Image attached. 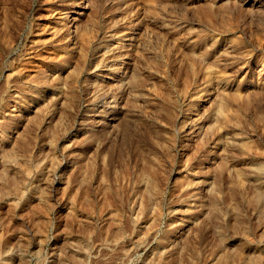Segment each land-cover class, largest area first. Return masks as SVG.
Listing matches in <instances>:
<instances>
[{"label": "rangeland", "instance_id": "rangeland-1", "mask_svg": "<svg viewBox=\"0 0 264 264\" xmlns=\"http://www.w3.org/2000/svg\"><path fill=\"white\" fill-rule=\"evenodd\" d=\"M66 1L0 0V264H264V0Z\"/></svg>", "mask_w": 264, "mask_h": 264}, {"label": "bare ground", "instance_id": "bare-ground-1", "mask_svg": "<svg viewBox=\"0 0 264 264\" xmlns=\"http://www.w3.org/2000/svg\"><path fill=\"white\" fill-rule=\"evenodd\" d=\"M57 1H59V0H57ZM68 1V0H67ZM66 1V2H67ZM71 1V0H70ZM88 1H90V0H88ZM106 1V0H105ZM231 1V0H230ZM75 2V1H74ZM104 2V1H103ZM185 2V1H184ZM232 2V1H231ZM257 2V1H256ZM157 5H159V6H161V4H162V1L161 0H158L157 2ZM165 3V2H164ZM172 3V2H171ZM175 3V2H174ZM211 3V2H210ZM67 4V3H66ZM65 4V5H66ZM122 4V3H121ZM120 4V5H121ZM168 4V3H167ZM179 4V3H178ZM196 4H197V2H196ZM62 5V4H61ZM87 5V4H86ZM109 5V4H108ZM123 5V4H122ZM164 5V4H163ZM231 5H233V4H231ZM238 5V4H237ZM236 5V6H237ZM64 6V5H63ZM117 6V5H116ZM131 6V5H130ZM192 6V5H191ZM198 6H199V4H198ZM230 6V5H229ZM239 6V5H238ZM70 7V6H69ZM164 7V6H163ZM190 7V6H189ZM216 7V6H215ZM222 7V6H221ZM224 7V6H223ZM122 8V7H121ZM184 8H186V7H184ZM197 8V7H196ZM219 8V7H218ZM67 9H70V8H67ZM74 9V8H73ZM87 9V8H86ZM117 9V8H116ZM200 9V8H199ZM246 9V8H245ZM38 10V9H37ZM108 10V9H107ZM106 10V11H107ZM110 10V9H109ZM114 10V9H113ZM148 10V9H147ZM170 10V9H169ZM185 10V9H184ZM198 10V9H197ZM252 10V9H251ZM8 11V10H7ZM39 11V10H38ZM168 11V10H167ZM193 11V10H192ZM242 11V10H241ZM246 11V10H245ZM263 11V10H262ZM61 12V11H60ZM68 12V11H67ZM104 12V11H103ZM189 12V11H188ZM11 13V12H10ZM16 13H18V12H16ZM41 13V12H40ZM47 13V12H46ZM51 13V12H50ZM62 13V12H61ZM80 13V12H79ZM114 13V12H113ZM173 13V12H172ZM178 13V12H177ZM183 13V12H182ZM199 13V12H198ZM48 14V13H47ZM56 14V13H55ZM112 14V13H111ZM179 14V13H178ZM214 14V13H213ZM264 14V13H263ZM117 15V14H116ZM191 15H193V13L191 14ZM225 15V14H224ZM226 15H227V13H226ZM257 15V14H256ZM10 16V15H9ZM86 16V15H85ZM102 16V15H101ZM145 16V15H144ZM189 16V15H188ZM197 16V15H196ZM241 16V15H240ZM251 16V15H250ZM67 17V16H66ZM95 17V16H94ZM135 17V16H134ZM164 17V16H163ZM237 17V16H236ZM7 18V17H6ZM86 18V17H85ZM254 18V17H253ZM62 19V18H61ZM112 19H114V18H112ZM173 19V18H172ZM184 19V18H183ZM191 19H193V18H191ZM262 19V18H261ZM19 20V19H18ZM63 20V22H68V24L70 23L69 21V19L68 18H63L62 19ZM62 20L61 21H59V23H60V27H62V25L64 24H62ZM69 20V21H68ZM74 20V19H73ZM207 20V19H206ZM215 20V19H214ZM219 20V19H218ZM55 21V20H54ZM138 21V20H137ZM204 21V20H203ZM211 21V20H210ZM216 21V20H215ZM131 22V21H130ZM177 22V21H176ZM201 22V21H200ZM230 22V21H229ZM2 23V22H1ZM96 23V22H95ZM163 23H165V22H163ZM167 23V22H166ZM94 24V23H93ZM113 24V23H112ZM212 24V23H211ZM214 24V23H213ZM243 24V23H242ZM58 25V24H57ZM56 25V27H58ZM75 25V24H74ZM77 25V24H76ZM231 25V24H230ZM18 26V25H17ZM16 26V27H17ZM23 26V25H22ZM21 26V27H22ZM46 26V25H45ZM130 26V25H129ZM148 26V25H147ZM207 26V25H206ZM227 26V25H226ZM250 26V25H249ZM145 27V26H144ZM173 27V26H172ZM64 28H65V25H64ZM63 28V29H64ZM188 28V27H187ZM20 29V28H19ZM92 29V28H91ZM103 29V28H102ZM219 29V28H218ZM231 29V28H230ZM99 30V29H98ZM109 30V29H108ZM142 30V29H141ZM222 30V29H221ZM241 30V29H240ZM59 31H60V29H59ZM57 29H54V30H52V33H51V35H52V37L54 36V37H58V32H59ZM74 31V30H73ZM90 31V30H89ZM106 31V30H105ZM105 31H104V33H105ZM132 31V30H131ZM165 31V30H164ZM189 30H187V32H188ZM133 32V31H132ZM131 32V33H132ZM141 32V31H140ZM163 32V31H162ZM240 32V31H239ZM246 32V31H245ZM24 33V32H23ZM50 33V32H49ZM230 34V33H229ZM12 35V34H11ZM14 35V34H13ZM12 35V36H13ZM102 36V35H101ZM78 37V36H77ZM76 38V37H75ZM124 38V37H123ZM259 38V37H258ZM34 39V38H33ZM58 39V38H57ZM110 39V38H109ZM37 40V39H36ZM59 40V39H58ZM93 40V39H92ZM113 40V39H112ZM54 41V40H53ZM85 40H83V42H84ZM87 41V40H86ZM55 42V41H54ZM103 42V41H102ZM86 43V42H85ZM88 43V42H87ZM109 43V42H108ZM108 43H107V45H108ZM53 44V43H52ZM67 44V43H66ZM158 44H160V43H158ZM60 45V44H59ZM87 45H89V43L87 44ZM95 45V44H94ZM104 45V44H103ZM116 45V44H115ZM63 46V45H62ZM4 47V46H3ZM96 47V46H95ZM154 47V46H153ZM45 48V47H44ZM85 48V47H84ZM108 48V47H107ZM124 48V47H123ZM122 48V49H123ZM17 49V48H16ZM66 49V48H65ZM79 49V48H78ZM77 49V50H78ZM82 49V48H81ZM43 50V49H42ZM67 50V49H66ZM71 51V50H70ZM103 51V50H102ZM160 52V51H159ZM60 53V52H59ZM103 53V52H102ZM113 53V52H112ZM29 54V53H28ZM55 54V53H54ZM58 54V53H57ZM71 54V53H70ZM83 54V53H82ZM85 54V53H84ZM96 54V53H95ZM134 54V53H133ZM160 54V53H159ZM17 55V54H16ZM50 55V54H49ZM124 55V54H123ZM148 55V54H147ZM76 56H77V54H76ZM62 58H63V56H62ZM75 58V57H74ZM113 58V57H112ZM47 59V58H46ZM55 59V58H54ZM90 59V58H89ZM95 59V58H94ZM100 59V58H99ZM67 60V59H66ZM77 60V59H76ZM98 60V59H97ZM107 60V59H106ZM27 61V60H26ZM60 61V60H59ZM73 61V60H72ZM78 61V60H77ZM109 61V60H108ZM56 62V61H55ZM94 62V61H93ZM113 62V61H112ZM115 62V61H114ZM122 62V61H121ZM72 63V62H71ZM84 63V62H83ZM57 64V63H56ZM75 64V63H74ZM104 64V63H103ZM29 65V64H28ZM68 65V64H67ZM22 66V65H21ZM66 66V65H65ZM130 67V66H129ZM24 68V67H23ZM50 68V67H49ZM25 69V68H24ZM28 69V68H27ZM41 69V68H40ZM39 69V70H40ZM112 69V68H111ZM70 70V69H69ZM71 71V70H70ZM23 72V71H22ZM66 74V73H65ZM54 76V75H53ZM94 76V75H93ZM30 77V76H29ZM89 77V76H88ZM131 77H132V75H131ZM64 82V81H63ZM29 83V82H28ZM66 83V82H65ZM54 84V83H53ZM88 84V83H87ZM125 84V83H124ZM63 85V84H62ZM61 85V86H62ZM75 85V84H74ZM73 85V86H74ZM77 85V84H76ZM59 86V85H58ZM63 87V86H62ZM76 88V87H75ZM79 88V87H78ZM58 89V88H57ZM59 90V89H58ZM61 94H62V92H61ZM135 95V94H134ZM142 95V94H141ZM131 97V96H130ZM234 97H235V95H234ZM227 108V107H226ZM220 109H221V105H218L217 104V107H216V109L214 110V111H211V112H208V113H206L205 114V116H204V120L203 121H205V122H211V121H216L219 117H221V113H220ZM227 110V109H226ZM224 117L226 116V115H223ZM198 121V120H197ZM224 121V120H223ZM195 122V121H194ZM228 122V121H227ZM213 123V122H212ZM215 123V122H214ZM213 123V124H214ZM204 124V123H203ZM212 124V126H214ZM209 125V124H208ZM202 126V125H201ZM211 126V127H212ZM215 127V126H214ZM216 127H217V125H216ZM205 129H206V127H205ZM198 131V130H197ZM204 133H207V132H204ZM202 135V134H201ZM200 135V136H201ZM240 142V141H239ZM53 143V142H52ZM241 143V142H240ZM240 143H238V144H240ZM49 145V144H48ZM242 144H240V146H241ZM244 145V144H243ZM247 146V145H246ZM245 146V147H246ZM243 147V146H242ZM54 150V149H53ZM19 152V151H18ZM24 153V152H23ZM28 156H29V154H27ZM34 155V154H33ZM40 155V154H39ZM25 156V155H24ZM12 157V156H11ZM31 157V156H30ZM25 158V157H24ZM28 159V158H27ZM23 160V159H22ZM11 161V160H10ZM13 161H16L15 160V158H14V160ZM37 161V160H36ZM24 161H22V163H23ZM32 162V161H31ZM12 163V162H11ZM13 164V163H12ZM18 165V164H17ZM24 166V165H23ZM20 169V168H19ZM24 169H26V168H24ZM39 169V168H38ZM260 169V168H259ZM22 170V169H21ZM49 170V169H48ZM30 171V170H29ZM27 173V172H26ZM144 176V175H143ZM148 177V176H147ZM146 177V178H147ZM145 178V177H144ZM141 181H143V180H141ZM140 181V182H141ZM145 181V180H144ZM152 181V180H151ZM192 182V181H191ZM198 182V181H197ZM208 182V181H207ZM189 183H190V181H189ZM211 183V182H210ZM213 183V182H212ZM149 184H152V183H149ZM147 185V184H146ZM145 185V186H146ZM204 185V184H203ZM143 187V186H142ZM151 188L153 187L154 188V185L152 184L151 186H150ZM20 188V187H19ZM155 189V188H154ZM207 189V188H206ZM18 190V189H17ZM103 190H105V189H103ZM107 190V189H106ZM147 190V189H146ZM4 191V190H3ZM19 191H20V189H19ZM151 190H149V192H150ZM148 192V191H147ZM7 193V192H6ZM144 193V192H143ZM151 193V192H150ZM153 193V192H152ZM255 193V192H254ZM147 194V193H146ZM256 194V193H255ZM25 195V194H24ZM215 196V195H214ZM11 197V196H10ZM148 197V196H147ZM190 197V196H189ZM12 199V198H11ZM14 199V198H13ZM85 199V198H84ZM146 199H148V198H146ZM192 199V198H191ZM81 200H82V197H81ZM257 201V200H256ZM8 202V201H7ZM10 202V201H9ZM16 202V201H15ZM83 202V201H82ZM146 202V201H145ZM200 202V201H199ZM19 203V202H18ZM17 203V204H18ZM41 203H43V202H41ZM135 203V202H134ZM85 204V203H84ZM88 204V203H87ZM20 205V204H19ZM133 206H135V205H133ZM147 206V205H146ZM158 206V205H157ZM209 206V205H208ZM207 206V207H208ZM136 207V206H135ZM13 208V207H12ZM11 208V209H12ZM16 208V207H15ZM216 205H215V203H211L210 204V206H209V210L211 211V212H215L216 211ZM142 209V208H141ZM13 210V209H12ZM34 210V209H33ZM42 210H43V208H42ZM48 210V209H47ZM190 210V209H189ZM14 211V210H13ZM72 211V210H71ZM175 211V210H174ZM217 211H218V209H217ZM216 211V212H217ZM257 211H259V210H257ZM39 212V211H38ZM142 212V211H141ZM188 212V211H187ZM216 212L214 213L215 215H216ZM41 213H43V212H41ZM134 213V212H133ZM186 213V212H185ZM33 214V213H32ZM86 215V214H85ZM90 215V214H89ZM113 215V214H112ZM151 215V214H150ZM33 216V215H32ZM114 216V215H113ZM50 217V216H49ZM232 217H234V216H232ZM145 218H147V217H145ZM40 219V218H39ZM80 219V218H79ZM82 219V218H81ZM85 219V218H84ZM44 220H46V219H44ZM77 220H78V218H77ZM86 220H87V218H86ZM200 220V219H199ZM42 221V220H41ZM81 221V220H80ZM142 221V220H141ZM150 221V220H149ZM196 221V220H195ZM202 221V220H201ZM113 222V221H112ZM237 222V221H236ZM40 223V222H39ZM235 223V222H234ZM114 224V223H113ZM148 224V223H147ZM192 224V223H191ZM237 224V223H236ZM46 225V224H45ZM104 225V224H103ZM110 225V224H109ZM150 225V224H149ZM42 226V225H41ZM119 226V225H118ZM205 226V225H204ZM40 227V226H39ZM49 227V226H48ZM86 227H87V225H86ZM203 227V226H202ZM81 228V227H80ZM109 228V227H108ZM148 228V227H147ZM146 228V229H147ZM208 228V227H207ZM39 229V228H38ZM116 229H118V228H116ZM200 229V228H199ZM214 229V228H213ZM240 229H241V227H240ZM81 230V229H80ZM88 230H90V229H88ZM107 230V229H106ZM123 230V229H122ZM143 230H145V229H143ZM202 230V229H201ZM212 230V229H211ZM109 231V230H108ZM121 231V230H120ZM136 231V230H135ZM213 231V230H212ZM104 232H105V230H104ZM113 232H115V231H113ZM112 232V233H113ZM150 232V231H149ZM198 232V231H197ZM142 233V232H141ZM193 233V232H192ZM262 233H263V231H262ZM90 234V233H89ZM118 234V233H117ZM245 234V233H244ZM77 235V234H76ZM88 235V234H87ZM115 235V234H114ZM215 235V234H214ZM83 236V235H82ZM140 236V235H139ZM261 236H262V234H261ZM187 237V236H186ZM199 237V236H198ZM123 238V237H122ZM140 238V237H139ZM264 238V237H263ZM113 239V238H112ZM245 239V238H244ZM140 240V239H139ZM181 240V239H180ZM86 241V240H85ZM184 241V240H183ZM188 241V240H187ZM75 242V241H74ZM88 242V241H87ZM179 242V241H178ZM184 243V242H183ZM190 243H191V241H190ZM75 244V243H74ZM175 246V245H174ZM171 247V246H170ZM171 249V248H170ZM162 251V250H161ZM178 251V250H177ZM183 251V250H182ZM187 252V251H186ZM194 252V251H193ZM152 254V253H151ZM179 254V253H178ZM217 254V253H216ZM256 254V253H255ZM169 255H170V253H169ZM174 255V254H173ZM190 255V254H189ZM218 255H220V254H218ZM253 255V254H252ZM257 255V254H256ZM165 256V255H164ZM216 256V255H215ZM157 257V256H156ZM187 257V256H186ZM259 257V256H258ZM81 258V257H80ZM149 258V257H148ZM182 258H183V256H182ZM221 258V257H220ZM252 258V257H251ZM77 259V258H76ZM180 259V258H179ZM188 259V258H187ZM191 259V258H190ZM216 259V258H215ZM79 260H81V259H79ZM150 260V259H149ZM157 260V259H156ZM155 260V261H156ZM169 260V259H168ZM253 260V259H252ZM170 261V260H169ZM196 261V260H195ZM220 261H221V259H220ZM225 261V260H224ZM242 261H244V260H242ZM13 262V261H12ZM180 262H182V260L180 259ZM250 262V261H249ZM3 263V262H2ZM23 263V262H22ZM156 263V262H155ZM171 263V262H170ZM186 263V262H185ZM212 263H213V261H212ZM214 263H216L215 261H214ZM219 263V262H218ZM245 263V262H244ZM253 263V262H252ZM264 263V262H263ZM8 264H9V261H8ZM20 264V263H19ZM24 264V263H23ZM158 264V263H157ZM184 264V263H183ZM232 264V263H231Z\"/></svg>", "mask_w": 264, "mask_h": 264}]
</instances>
